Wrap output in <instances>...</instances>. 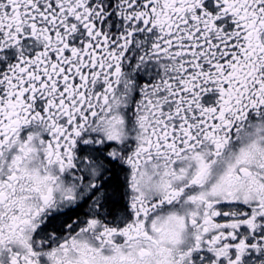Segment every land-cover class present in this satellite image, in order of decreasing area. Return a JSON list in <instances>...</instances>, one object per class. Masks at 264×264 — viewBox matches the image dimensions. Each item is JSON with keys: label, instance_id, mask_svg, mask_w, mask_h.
<instances>
[{"label": "snow or ice", "instance_id": "snow-or-ice-1", "mask_svg": "<svg viewBox=\"0 0 264 264\" xmlns=\"http://www.w3.org/2000/svg\"><path fill=\"white\" fill-rule=\"evenodd\" d=\"M0 264H264V0H0Z\"/></svg>", "mask_w": 264, "mask_h": 264}]
</instances>
